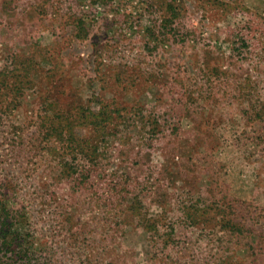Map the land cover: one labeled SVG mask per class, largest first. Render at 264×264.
I'll return each mask as SVG.
<instances>
[{"label":"rangeland","instance_id":"1","mask_svg":"<svg viewBox=\"0 0 264 264\" xmlns=\"http://www.w3.org/2000/svg\"><path fill=\"white\" fill-rule=\"evenodd\" d=\"M0 199L45 264H264V0H0Z\"/></svg>","mask_w":264,"mask_h":264},{"label":"trees","instance_id":"2","mask_svg":"<svg viewBox=\"0 0 264 264\" xmlns=\"http://www.w3.org/2000/svg\"><path fill=\"white\" fill-rule=\"evenodd\" d=\"M19 222L18 216L7 208L3 199H0V246L5 253L9 252L12 264H45L39 254L27 245L18 232L7 238L6 234L13 231L14 225ZM16 231V230H15Z\"/></svg>","mask_w":264,"mask_h":264}]
</instances>
